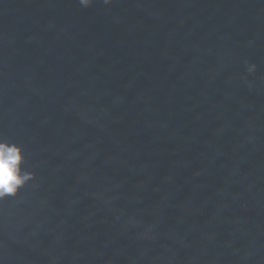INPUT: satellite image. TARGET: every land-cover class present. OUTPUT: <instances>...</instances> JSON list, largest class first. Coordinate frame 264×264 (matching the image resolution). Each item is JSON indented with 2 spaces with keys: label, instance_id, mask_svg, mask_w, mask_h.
I'll return each instance as SVG.
<instances>
[{
  "label": "water",
  "instance_id": "95a60500",
  "mask_svg": "<svg viewBox=\"0 0 264 264\" xmlns=\"http://www.w3.org/2000/svg\"><path fill=\"white\" fill-rule=\"evenodd\" d=\"M0 140V264H264V0H0Z\"/></svg>",
  "mask_w": 264,
  "mask_h": 264
},
{
  "label": "clouds",
  "instance_id": "9594fccd",
  "mask_svg": "<svg viewBox=\"0 0 264 264\" xmlns=\"http://www.w3.org/2000/svg\"><path fill=\"white\" fill-rule=\"evenodd\" d=\"M94 0H80L84 6L92 5ZM111 0H105L110 3ZM256 64H251L249 72L255 71ZM25 160L23 146L7 140H0V198L15 195L20 188L35 177V173L23 169Z\"/></svg>",
  "mask_w": 264,
  "mask_h": 264
}]
</instances>
